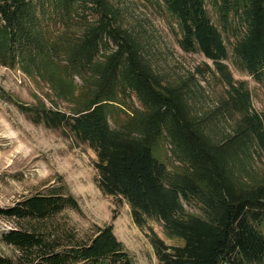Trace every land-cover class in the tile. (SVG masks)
Listing matches in <instances>:
<instances>
[{"label":"trees","instance_id":"trees-1","mask_svg":"<svg viewBox=\"0 0 264 264\" xmlns=\"http://www.w3.org/2000/svg\"><path fill=\"white\" fill-rule=\"evenodd\" d=\"M160 1L178 22L181 47L212 60L229 86L218 115L204 116L189 88L164 81L118 22L112 0H0V62L17 64L68 101L69 111L21 107L37 123L68 127L95 151L98 187L129 203L137 225L158 219L180 241L167 244L149 228L159 264H264V176L255 166L264 113L253 110L247 83L225 63L227 33L237 64L264 79V0H209L222 28L207 0ZM227 116L232 131L218 137L214 127ZM164 143L171 167L157 154ZM69 208L81 209L63 183L0 207L3 217L39 224L3 234L20 253H0V264H134L113 223L88 238L45 225Z\"/></svg>","mask_w":264,"mask_h":264},{"label":"rangeland","instance_id":"rangeland-1","mask_svg":"<svg viewBox=\"0 0 264 264\" xmlns=\"http://www.w3.org/2000/svg\"><path fill=\"white\" fill-rule=\"evenodd\" d=\"M112 2L116 6L118 22L140 40L146 56L164 81L189 88L192 101L197 102L196 109L204 116L218 115L221 102L230 96L229 86L215 71L212 60L200 51H185L181 47L178 22L163 3L160 0ZM206 4L213 21L222 28L209 0ZM225 39L229 50L225 63L235 80L247 83L253 110L263 114L264 79L257 80L237 64L233 55L235 37L225 33ZM41 103L69 111V102L59 98L49 83L29 76L17 64L11 67L0 62V207L12 206L34 194L47 193L51 186L63 183L78 199L81 209H66L47 220L46 226L52 230L73 229L81 237L88 238L94 235L98 226L107 227L113 223V233L130 251L134 264H159L148 237L149 228L152 227L167 244H179L180 241L169 238L158 219L150 218L145 226L137 225L129 203H119L117 196L105 194L98 187L95 151L87 143L78 141L68 127L49 128L37 123L34 115L21 107ZM233 124L234 120L227 116L220 125H215V133L222 137L232 131ZM169 150L170 144L164 143L157 154L171 167L173 160ZM255 166L257 173L264 176V152ZM115 210L118 216L113 221ZM190 210L200 213L194 208ZM33 225L38 226V221L0 215V253L17 256L20 252L5 243L3 234L15 227L30 228Z\"/></svg>","mask_w":264,"mask_h":264}]
</instances>
